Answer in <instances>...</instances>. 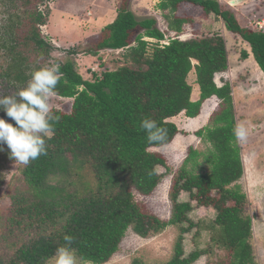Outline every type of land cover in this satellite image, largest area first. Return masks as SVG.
I'll return each instance as SVG.
<instances>
[{"label":"trees","instance_id":"trees-1","mask_svg":"<svg viewBox=\"0 0 264 264\" xmlns=\"http://www.w3.org/2000/svg\"><path fill=\"white\" fill-rule=\"evenodd\" d=\"M6 1L15 5L17 0ZM130 1L122 0L116 19L105 27L108 36L87 51L92 56L104 50L122 52L117 69L101 73L97 68L85 79L71 61L60 66L63 77L56 96L74 103L70 113L52 111L60 119L55 134L46 139L47 154L22 165L24 187L11 183L0 206V264H55L53 257L65 245V235L74 238L71 247L86 264H107L129 232L152 239L169 227L177 230L171 258L150 263L135 259L132 264H195L211 257L216 247L229 253L225 264H259L249 203L234 184L244 168L233 135L238 123L232 88L230 83H216V76L229 69L225 38L197 33L182 40L181 35L186 25L215 16L249 45L264 73V30L243 27L219 0H159L168 23L162 31L156 19L138 21L127 7ZM190 8L202 13L201 18L190 16ZM16 14L17 21L0 32V52L7 57L3 77L15 89L31 79L22 71L30 44L45 55L51 49L39 28L46 25L47 15L36 10L11 16ZM23 19L30 27L25 38L15 27ZM249 55L242 53L245 60ZM193 72L197 101L188 82ZM213 98L220 109L211 124L195 134L209 150L189 149L169 192L171 217L162 220L136 201V195L149 197L162 184L167 175L158 173L159 167L172 173L164 157L151 150L171 144L180 134L170 119L181 114L195 119ZM145 118L167 130L163 144L148 140L140 126ZM0 147L1 173L16 161L6 145ZM183 194L187 201L181 200ZM200 208L212 209L214 221H193L191 215ZM209 228L217 233L212 245L187 253L186 240L193 231L198 235Z\"/></svg>","mask_w":264,"mask_h":264},{"label":"rangeland","instance_id":"rangeland-1","mask_svg":"<svg viewBox=\"0 0 264 264\" xmlns=\"http://www.w3.org/2000/svg\"><path fill=\"white\" fill-rule=\"evenodd\" d=\"M219 1L236 13L239 23L243 27L264 30V0H240L236 5H232V2L236 0ZM121 2L122 0H17L15 5H12L10 4L12 2L0 0V32L12 26L13 21H17V14L11 16L12 13L41 11L47 15L48 20L46 25L39 28L44 41L51 49L45 55L30 44L22 71L27 75H32L40 68L57 63L61 66L71 61L79 74L85 79H90L94 69L98 68L102 73L106 70H115L119 66L120 53L122 52L104 50L100 51L97 56H92L87 51L95 48L102 38L108 36L105 27L116 19ZM159 4V0H131L127 7L138 21L156 19L158 27L162 31H166L168 23L158 8ZM183 8L180 11L182 15ZM189 14L194 18H201L202 15L191 8ZM24 15L29 21V16ZM17 18L21 21L19 16ZM26 19H23L20 27L15 26L17 32L21 33L24 38L30 30V27L25 23ZM197 33H220L226 41L229 69L216 76V83L219 86L230 83L237 123L243 121L249 127L247 141L245 143L237 142L240 145V152H242L240 156L244 162V174L234 184L238 185L241 192L246 195L250 217L253 220L252 244L255 257L259 264H264V73L255 62L249 45L240 37L228 32L223 22L215 16L186 25L181 39H189ZM172 36L174 34H171ZM243 51L250 54L246 60L242 57ZM4 59H7L6 55L0 52V98L15 95L20 89L26 87L29 81L15 89L8 84V80H2L1 75L6 70ZM188 82L194 88L192 100L197 101L199 86L195 83V72L189 76ZM73 103V99L58 96L50 98L52 111L70 113ZM219 109V101L213 98L203 104L199 117L190 119L181 114L169 120L177 126L180 134L171 144L152 149L151 152L161 154L172 173L167 174L165 167H159L158 173L167 176L154 194L149 197L136 195V201L146 211L162 220L170 219L169 192L173 178L188 156L191 147L197 152L209 150V145L195 134L211 124L212 117ZM0 113L1 115L5 114L3 111ZM21 167L22 164L15 163L0 173V206L5 202L11 183L12 185L17 184V187H24L23 179L20 177L19 169ZM181 200L187 201V195L183 194ZM191 218L196 223L200 220L209 223L214 221L215 212L212 209L200 208L195 210ZM196 231L194 230L186 240L187 253L196 247L205 249L208 244L212 245L210 241L217 234L211 228L202 229L198 235H195ZM176 236L177 230L174 227L167 228L152 239H142L129 232L120 245L119 252L107 264H132L135 259H140L145 263L166 262L172 256ZM228 255L227 251L216 247L211 257L204 256L195 264H225Z\"/></svg>","mask_w":264,"mask_h":264},{"label":"clouds","instance_id":"clouds-1","mask_svg":"<svg viewBox=\"0 0 264 264\" xmlns=\"http://www.w3.org/2000/svg\"><path fill=\"white\" fill-rule=\"evenodd\" d=\"M62 77L58 63L40 68L32 73L26 87L13 96L0 98V111L15 124L0 118V145L10 149V158H14L16 163L27 166L47 154L46 139L55 134V124L60 119L51 110L50 98L57 95L56 86ZM140 126L150 142H165L167 130L158 126L155 120L145 118ZM233 135L237 142L245 143L249 136L246 122L238 123L233 129ZM3 150L0 147V151ZM73 240L70 235L64 236L65 245L60 246L53 257L55 264H86L71 247Z\"/></svg>","mask_w":264,"mask_h":264},{"label":"water","instance_id":"water-1","mask_svg":"<svg viewBox=\"0 0 264 264\" xmlns=\"http://www.w3.org/2000/svg\"><path fill=\"white\" fill-rule=\"evenodd\" d=\"M240 0H236V1H233L232 2V5H236ZM0 118H4L6 120V122H11L14 124L13 121H11V118L7 117L6 115L5 116H0Z\"/></svg>","mask_w":264,"mask_h":264},{"label":"flooded vegetation","instance_id":"flooded-vegetation-1","mask_svg":"<svg viewBox=\"0 0 264 264\" xmlns=\"http://www.w3.org/2000/svg\"><path fill=\"white\" fill-rule=\"evenodd\" d=\"M3 75H4V73L1 75V79L2 80H5V78L3 77ZM0 116H5V114L4 115H1V113H0Z\"/></svg>","mask_w":264,"mask_h":264}]
</instances>
